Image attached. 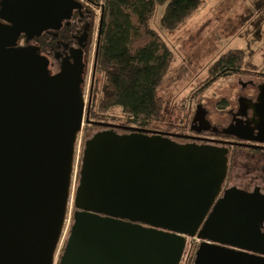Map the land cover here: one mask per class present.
<instances>
[{"label":"water","instance_id":"obj_1","mask_svg":"<svg viewBox=\"0 0 264 264\" xmlns=\"http://www.w3.org/2000/svg\"><path fill=\"white\" fill-rule=\"evenodd\" d=\"M73 2L57 4L70 11ZM25 19L15 16L11 30L39 23ZM13 45H0V264H54L85 122L82 63L50 76L34 49ZM258 100L253 120L225 133L264 143V82ZM86 122L103 128L84 142L58 264H179L185 236L203 240L193 264H264L255 255H264V193L233 187L216 202L232 142H183L171 132Z\"/></svg>","mask_w":264,"mask_h":264},{"label":"rangeland","instance_id":"obj_2","mask_svg":"<svg viewBox=\"0 0 264 264\" xmlns=\"http://www.w3.org/2000/svg\"><path fill=\"white\" fill-rule=\"evenodd\" d=\"M198 10L175 31H166L160 25L161 15L164 12L163 6L158 7L152 21V27L161 34L173 53V60L161 91V96L165 98L166 102L163 122L153 130L161 129L163 132L182 136L190 134L198 105H201V108L206 111L205 123L219 125L227 123L229 116L226 111L229 109L237 111L238 108L237 97L242 94L239 92V81L252 79L251 77L256 78L247 71L259 72L264 65V0H205V4H202ZM94 12L93 44L86 69L83 93L86 108L92 98L95 47L101 16L100 6L95 8ZM232 49H241L248 53L250 61H247L246 68L243 69L242 74L221 77L206 88L204 82L207 79L208 65ZM257 78L264 82L263 78ZM224 110L226 113L221 112ZM86 113L87 110L85 111V122L77 133L75 142L73 188L71 186L73 192L78 184L84 142L93 133L103 128L101 126L97 128V125L91 126L92 123H87L89 117ZM90 120L92 121V119ZM104 122L113 124L112 120H103ZM87 125L91 126V129H86L89 128ZM252 166L257 167L255 162H252ZM240 169L242 173L246 171L245 168ZM236 172L237 169L234 168L232 174L235 175ZM246 180L245 177L233 180V182L242 185L246 183ZM73 212L74 203L71 200L64 219L61 237L54 251V264H58L62 255L73 222ZM69 219L71 220L70 225H68ZM63 236L64 240H62ZM185 237L187 246L196 250L201 240ZM186 250L188 251V249ZM186 256L187 254L184 255L183 260L181 259V264H185Z\"/></svg>","mask_w":264,"mask_h":264},{"label":"trees","instance_id":"obj_3","mask_svg":"<svg viewBox=\"0 0 264 264\" xmlns=\"http://www.w3.org/2000/svg\"><path fill=\"white\" fill-rule=\"evenodd\" d=\"M86 1L101 8L92 98L86 108L89 120H112L113 125L120 126L118 132H123V127L160 126L166 104L161 91L173 53L152 27V21L158 7L163 6L160 25L166 31H175L201 7L203 0ZM247 61L250 59L244 50L225 52L208 65L205 87L221 77L242 74ZM247 73L264 79V65L259 72ZM85 76L86 70L82 76V94ZM91 126L87 125L86 129ZM185 254V264H193L194 248L186 246Z\"/></svg>","mask_w":264,"mask_h":264},{"label":"flooded vegetation","instance_id":"obj_4","mask_svg":"<svg viewBox=\"0 0 264 264\" xmlns=\"http://www.w3.org/2000/svg\"><path fill=\"white\" fill-rule=\"evenodd\" d=\"M58 1L0 0V45L3 46L4 44L11 43L14 44L13 47L15 48L30 47L34 49L40 57L46 60L45 70L50 76L60 72L63 67L76 65L80 61L82 63L81 74L83 76L88 66L89 55L93 44L95 28L94 11L96 7L86 0H74L75 2L73 4L75 7L69 11L64 5L57 4ZM15 16H23L26 18L25 20H30L31 18L33 20L37 19L39 23L32 26L29 24L28 32L22 24L23 27L19 28L16 32L11 30L13 24L10 21L15 19ZM96 49L97 42L95 56ZM251 78L249 80L239 81V92L242 94L237 97V111L230 109H227L228 111H221L222 113L227 112L229 116L227 123L223 125L205 123L206 111L201 109L195 122L192 123L191 133L185 134L186 138L178 139L179 141H196L201 144L211 143L218 145H220L219 141L226 140L232 142V144L228 145L230 152L227 176L222 191L216 198V202L223 195L224 191L233 187L250 192L259 189L264 193V143L243 141L225 133L229 130L231 124L235 125L238 121L246 123L247 121L253 120L252 106L259 101V86L263 81L257 77ZM156 130L161 131V129ZM252 144L260 147L255 149L251 148L250 145ZM252 162H255L257 167L254 168ZM234 168L237 169L235 175L232 174ZM240 168H245L246 171L242 173ZM245 177L247 178L245 184L238 185L233 182V180L243 179ZM143 227L150 228L146 225H143ZM261 229L264 233V221ZM235 250L252 254L250 251L240 250L238 248H235ZM255 255L264 257V255L258 253H255Z\"/></svg>","mask_w":264,"mask_h":264},{"label":"bare ground","instance_id":"obj_5","mask_svg":"<svg viewBox=\"0 0 264 264\" xmlns=\"http://www.w3.org/2000/svg\"><path fill=\"white\" fill-rule=\"evenodd\" d=\"M80 104L82 107H84V105H85L84 98L80 100ZM85 107H86V105H85ZM71 198H72V196H71V187H70L69 192H68V199L66 198L65 204H64V212L66 210V213H67V210L69 207V203L71 202ZM60 232H62V231H61V228L59 227L58 232L56 233V236H55V240H57L61 236Z\"/></svg>","mask_w":264,"mask_h":264},{"label":"built area","instance_id":"obj_6","mask_svg":"<svg viewBox=\"0 0 264 264\" xmlns=\"http://www.w3.org/2000/svg\"><path fill=\"white\" fill-rule=\"evenodd\" d=\"M74 171V170H73ZM72 176H73V173H72ZM73 178V177H72ZM71 186H72V183H71ZM72 188H73V186H72ZM74 194H75V192H73V191H71V196H72V198H71V200H73V203H74ZM70 222H71V220L69 219V223H68V225H70ZM64 236L66 237V234L64 233ZM63 236V239L62 240H64L65 239V237ZM61 237V236H60ZM195 239H197V240H199V238H197V237H194ZM62 242V241H61ZM62 247V246H61ZM54 261H55V256H54Z\"/></svg>","mask_w":264,"mask_h":264},{"label":"crops","instance_id":"obj_7","mask_svg":"<svg viewBox=\"0 0 264 264\" xmlns=\"http://www.w3.org/2000/svg\"><path fill=\"white\" fill-rule=\"evenodd\" d=\"M202 4H203V5L205 4V0H203V3H202ZM200 8H201V7H200ZM200 8H199V9H200ZM198 11H199V10H198ZM198 11H197V12H198ZM197 12H195V13H197Z\"/></svg>","mask_w":264,"mask_h":264}]
</instances>
